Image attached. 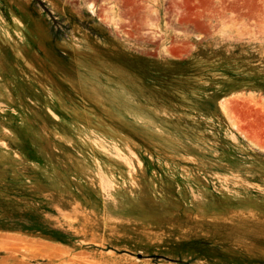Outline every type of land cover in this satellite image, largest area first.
Segmentation results:
<instances>
[{
    "label": "rangeland",
    "instance_id": "374dc122",
    "mask_svg": "<svg viewBox=\"0 0 264 264\" xmlns=\"http://www.w3.org/2000/svg\"><path fill=\"white\" fill-rule=\"evenodd\" d=\"M0 264H264V0H0Z\"/></svg>",
    "mask_w": 264,
    "mask_h": 264
}]
</instances>
